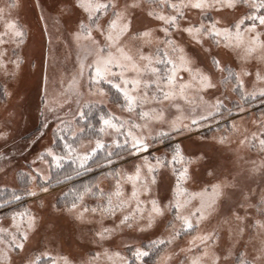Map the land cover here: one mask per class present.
<instances>
[{"label": "snow or ice", "instance_id": "1", "mask_svg": "<svg viewBox=\"0 0 264 264\" xmlns=\"http://www.w3.org/2000/svg\"><path fill=\"white\" fill-rule=\"evenodd\" d=\"M21 7L20 0L9 3L8 17L0 7V72L11 78L24 63L19 49L27 32L18 19L10 18L11 10ZM33 7L40 9V20L63 25L79 71L67 89L59 81L61 90L53 92L50 102L44 69L41 114L47 116L42 129L51 128L52 146L35 154L28 170H19L17 187L0 188L6 196H0V208L25 197L40 201V208L37 212L10 210V223L0 226V264H103L105 260L117 264L115 258L118 264H167L173 253L157 254L185 236L190 239L177 252L190 254L187 264H264V186L253 189L238 174L217 176L203 148L186 153L173 140L169 151L160 155L151 151L172 137L189 138L200 128L215 125L220 134L201 135L200 143L211 140L227 146L237 136L238 147L264 154V111L251 120L258 131L249 132L246 126L255 104L264 108V0H44ZM44 32L48 33L47 23ZM48 42L52 43L50 33ZM230 52L236 54V66L228 58ZM246 80L252 84L250 89ZM51 83L54 88L57 81ZM2 87L0 95H11L8 85ZM221 122L227 125L223 131ZM7 135L0 131V139ZM83 144L87 147L81 150ZM10 159L0 154V163ZM66 161L75 165L71 171L76 175L91 172L94 165L113 180L108 190L90 181L70 189L71 198L61 190L55 203L48 202L51 228L41 236L42 243L55 235L51 217L98 226L89 228L85 239L100 251L78 262L28 247L30 238L41 232L43 197L54 183L52 169L64 168ZM129 161L130 168H123ZM194 164L204 166L214 182L189 192L185 184L193 178ZM161 169H170L174 178L170 196L159 192ZM250 171L264 175V160L260 165L253 162ZM126 183L131 185L130 192L125 191ZM88 196L96 198L91 207L85 202ZM216 216L217 225L199 231ZM105 220L110 223L106 225ZM150 230L153 238L134 246L131 258L104 247L110 238L126 231ZM254 240L258 246L253 245L250 254L248 247Z\"/></svg>", "mask_w": 264, "mask_h": 264}, {"label": "rangeland", "instance_id": "2", "mask_svg": "<svg viewBox=\"0 0 264 264\" xmlns=\"http://www.w3.org/2000/svg\"><path fill=\"white\" fill-rule=\"evenodd\" d=\"M13 2V0H0V7L5 8L4 15L9 16V9L7 5ZM22 7L19 10H11L10 18L18 19L20 25L26 30L27 36L25 43L19 49V55L24 58V63L21 69L16 73L14 78L6 77L3 72H0V92L3 91V85H8V91L11 93L8 97L0 95V131L8 133L6 139H0V154H5L11 157L7 163H0V169H7V171H0V188L7 185L9 188L18 186V172L19 170H28L27 165L31 161L35 154L39 153L46 147L52 146L54 137L52 136L51 128L42 129V120L47 113L42 116V101L44 99V84L43 75L44 69H47L49 77V96L48 99L51 102L53 100V92L59 93L61 85L59 81L63 80V88H68V82L71 81L73 76H76L79 71L78 61L75 50L72 45L67 43V35L63 25H57L51 20L42 21L39 19L40 9L34 8V3H43L44 0H20ZM50 3L51 0H48ZM123 2V0H121ZM192 16H198L197 13H191ZM103 23V20L101 21ZM48 24V33L44 32V24ZM0 30H3V22L0 21ZM49 33L51 34L52 43L49 44ZM159 34V33H158ZM11 49L12 45L8 46ZM52 50L54 56L50 54L49 50ZM148 47L145 46V51H148ZM10 54V53H9ZM231 61H234V66L239 62L236 59V54L231 53L228 57ZM43 61V63H42ZM251 63H255L252 61ZM11 68V65H9ZM87 75V69L85 70V76ZM57 81L55 87L52 86V81ZM246 87L249 89L252 87L251 82L246 80ZM206 99H211L210 96H206ZM235 98V94H233ZM73 108L75 105L72 106ZM109 108L112 111L120 114L115 104L109 103ZM175 114V110H172ZM264 111V108L259 103H256L252 115L247 123L249 132L258 131L257 126L251 123V120L256 119L259 113ZM50 120L51 117H48ZM207 123V122H206ZM221 131L227 128V125L223 122L220 123ZM43 132V135L41 134ZM220 133L215 131V125H208L202 127L196 131L195 135L189 138L172 137L164 145H155L151 151L155 155H160L163 152L169 151L173 140L181 143L186 153L193 151L197 148L205 149L212 162L216 167L217 176L224 175H239L242 183L250 185L253 189H258L261 184L264 175L261 173H251L253 162L256 165H260L264 160V154L258 149H253L247 146L238 147V137L232 136L234 141L231 145L220 146L209 140L207 143H200L199 139L201 135L207 137L217 136ZM35 141V143H32ZM87 147V144L81 146V150ZM59 151V149H56ZM132 161L122 165L123 168L129 169ZM43 167L44 165H37ZM75 166V165H74ZM92 171L88 172L89 176H96L94 182L106 190L113 185L111 177L101 175L100 170L92 167ZM46 174L47 171H46ZM193 178L186 182L185 187L189 192L199 191L205 184H211L214 182V178L209 176L202 165H192ZM159 182V192H167L171 195L169 186L174 183L170 169H161L157 176ZM71 182H60V184L53 183V188L50 189V194L43 197L44 209L40 215L44 218L41 225V232L35 236H32L28 241L29 248H35L38 250H50L53 255H66L73 261H79L82 258H86L94 251H100L94 243L85 239L90 235L89 228L98 227L95 224L77 225L69 221L67 218L57 219L51 217L55 222V235L51 236L45 243L41 242V236L46 234V230L51 228V224L48 223L50 218V212L47 207L48 202L55 203V197L59 195L61 190L70 192L72 188ZM31 187L35 188L36 185L32 184ZM125 191L130 192L131 185H124ZM0 196H5V193L0 191ZM95 197H85V202L89 207L95 204ZM197 201H193L195 205ZM24 208H28L33 212H37L40 208V201L33 200L25 197L22 201H14L10 207L0 208V226L7 227L10 223L9 212L10 210L22 211ZM91 216V214H89ZM98 219V217H92ZM219 222V217H213L210 221L203 223L199 231H209ZM109 220H105V224H109ZM83 233V235H81ZM160 232L156 231V235ZM153 238L152 231L147 233L128 232L123 235H117L110 238V242L105 243L104 247L108 248L112 252H119L122 257L131 258V253L134 251V246H141L146 244L149 239ZM190 239V236H185L182 240H179L174 245L167 247L166 251L162 250L158 253L159 256H164L167 252L173 253L171 259L167 261V264H179L183 261L187 264L186 257L190 254L177 252V247L183 248L186 245V241ZM247 239V236L245 237ZM253 245L258 246L257 241H252L249 244L248 251L251 254ZM18 259V257H14ZM47 259V258H45ZM118 264L119 258H115ZM152 261L156 260V257L151 258ZM103 264H113L111 261H104Z\"/></svg>", "mask_w": 264, "mask_h": 264}, {"label": "trees", "instance_id": "3", "mask_svg": "<svg viewBox=\"0 0 264 264\" xmlns=\"http://www.w3.org/2000/svg\"><path fill=\"white\" fill-rule=\"evenodd\" d=\"M94 166V165H93ZM92 166V167H93ZM75 167L74 165L71 164V162L66 161L64 168L62 169H52V175L54 176V183L56 180H59L60 182H71L72 183V188H80V186L84 183L88 182H94L96 179V176H89L87 173L88 172H80L79 175L74 174L71 169ZM65 176L70 177V179H65ZM71 188V189H72ZM69 198H71V193L69 194ZM63 199V198H61Z\"/></svg>", "mask_w": 264, "mask_h": 264}]
</instances>
